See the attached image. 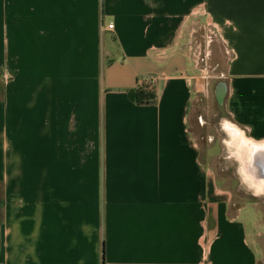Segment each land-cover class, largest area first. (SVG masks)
I'll return each mask as SVG.
<instances>
[{
	"label": "crops",
	"instance_id": "obj_1",
	"mask_svg": "<svg viewBox=\"0 0 264 264\" xmlns=\"http://www.w3.org/2000/svg\"><path fill=\"white\" fill-rule=\"evenodd\" d=\"M214 48L231 124L263 142L264 0H0V264H264L194 137Z\"/></svg>",
	"mask_w": 264,
	"mask_h": 264
},
{
	"label": "rangeland",
	"instance_id": "obj_2",
	"mask_svg": "<svg viewBox=\"0 0 264 264\" xmlns=\"http://www.w3.org/2000/svg\"><path fill=\"white\" fill-rule=\"evenodd\" d=\"M226 56L215 51L209 59L203 57L200 69L195 71L194 81L197 86L192 103L194 137L200 148V158L209 167L218 186L229 191L235 204H246L252 215L256 211L258 220L264 223V190L257 194L243 180L240 174L241 163L236 160L233 148L228 145L231 135L227 127L234 125L230 122L225 101H220L216 94L218 83L225 82V69L222 65Z\"/></svg>",
	"mask_w": 264,
	"mask_h": 264
},
{
	"label": "bare ground",
	"instance_id": "obj_3",
	"mask_svg": "<svg viewBox=\"0 0 264 264\" xmlns=\"http://www.w3.org/2000/svg\"><path fill=\"white\" fill-rule=\"evenodd\" d=\"M227 132L231 135L228 145L241 163V173L255 187L254 191L260 193L264 189V141L249 139L235 125L227 127Z\"/></svg>",
	"mask_w": 264,
	"mask_h": 264
},
{
	"label": "trees",
	"instance_id": "obj_4",
	"mask_svg": "<svg viewBox=\"0 0 264 264\" xmlns=\"http://www.w3.org/2000/svg\"><path fill=\"white\" fill-rule=\"evenodd\" d=\"M129 99L136 104H150L155 101L156 94L148 84L140 83L135 88L128 90ZM102 264H104V256L102 255Z\"/></svg>",
	"mask_w": 264,
	"mask_h": 264
},
{
	"label": "flooded vegetation",
	"instance_id": "obj_5",
	"mask_svg": "<svg viewBox=\"0 0 264 264\" xmlns=\"http://www.w3.org/2000/svg\"><path fill=\"white\" fill-rule=\"evenodd\" d=\"M234 155V154H233ZM235 156V155H234ZM236 158V157H235ZM236 160H237V158H236ZM240 174L242 175V178H243V180L251 187V188H253V190L255 189V187H253L251 184H250V182L246 179V177H245V175L244 174H242L241 173V171H240ZM264 190V189H263ZM262 190V191H263Z\"/></svg>",
	"mask_w": 264,
	"mask_h": 264
},
{
	"label": "built area",
	"instance_id": "obj_6",
	"mask_svg": "<svg viewBox=\"0 0 264 264\" xmlns=\"http://www.w3.org/2000/svg\"><path fill=\"white\" fill-rule=\"evenodd\" d=\"M112 26H113L112 24H109V28H112ZM153 81H154V80L152 79L151 82H153Z\"/></svg>",
	"mask_w": 264,
	"mask_h": 264
}]
</instances>
